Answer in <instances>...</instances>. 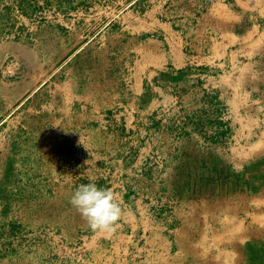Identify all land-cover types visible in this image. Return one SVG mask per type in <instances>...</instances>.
<instances>
[{
  "label": "rangeland",
  "instance_id": "374dc122",
  "mask_svg": "<svg viewBox=\"0 0 264 264\" xmlns=\"http://www.w3.org/2000/svg\"><path fill=\"white\" fill-rule=\"evenodd\" d=\"M89 182L110 230L69 202ZM250 244L264 0H0V264H264Z\"/></svg>",
  "mask_w": 264,
  "mask_h": 264
},
{
  "label": "clouds",
  "instance_id": "9594fccd",
  "mask_svg": "<svg viewBox=\"0 0 264 264\" xmlns=\"http://www.w3.org/2000/svg\"><path fill=\"white\" fill-rule=\"evenodd\" d=\"M69 202L93 230H110L121 213L113 193L93 182L79 185Z\"/></svg>",
  "mask_w": 264,
  "mask_h": 264
},
{
  "label": "trees",
  "instance_id": "16d2710c",
  "mask_svg": "<svg viewBox=\"0 0 264 264\" xmlns=\"http://www.w3.org/2000/svg\"><path fill=\"white\" fill-rule=\"evenodd\" d=\"M260 246V245H259ZM255 248V246H252L251 244L249 245V249H248V253H249V257L251 260H256V257L259 255L261 257H264V247H260L259 250H253Z\"/></svg>",
  "mask_w": 264,
  "mask_h": 264
}]
</instances>
